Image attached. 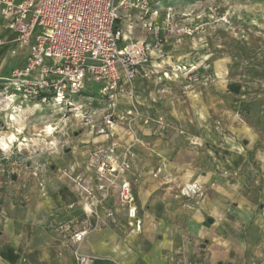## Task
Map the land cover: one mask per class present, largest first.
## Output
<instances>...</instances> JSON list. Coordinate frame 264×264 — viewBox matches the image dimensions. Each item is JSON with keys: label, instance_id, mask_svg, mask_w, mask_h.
I'll list each match as a JSON object with an SVG mask.
<instances>
[{"label": "crops", "instance_id": "1", "mask_svg": "<svg viewBox=\"0 0 264 264\" xmlns=\"http://www.w3.org/2000/svg\"><path fill=\"white\" fill-rule=\"evenodd\" d=\"M175 1L158 0L157 4L165 7ZM162 17L161 10L150 15L156 22ZM118 27L121 44L143 37L135 12L133 21L122 19ZM0 38L2 75L3 70L24 63L26 49L10 53L14 34L1 16ZM173 41L180 38L165 46L166 63L201 62L200 51H180L182 45L175 47ZM174 49L172 56L169 53ZM211 66L217 73L215 81L193 91H183L173 83L136 79V83L154 85L158 93H167L169 116L198 134L203 145L189 146L185 136L169 135V131L156 135L152 121H132L139 139L132 147V174L138 178L133 192L141 229L136 232L127 226L125 208L117 192L111 191L104 208L114 212V220L103 217L105 224L86 234L78 247L88 264H264V70L239 78L229 74L226 65ZM130 85L135 88L120 81V115L123 105L129 107L128 94L138 102ZM161 113L155 111L153 116ZM126 124L120 121L114 129L121 147L130 138ZM82 127L86 134L82 148L48 167L41 165L4 204L0 264H78L67 237L85 217L83 193L61 171L81 173L86 184H94L84 162L88 150L103 142ZM188 183L196 185V193L180 195L179 189ZM66 225L71 230L61 229Z\"/></svg>", "mask_w": 264, "mask_h": 264}, {"label": "built area", "instance_id": "2", "mask_svg": "<svg viewBox=\"0 0 264 264\" xmlns=\"http://www.w3.org/2000/svg\"><path fill=\"white\" fill-rule=\"evenodd\" d=\"M157 1L0 0V16L14 34L10 53L26 49L24 63L0 75V81L11 95L68 113L89 133L103 138L88 150L84 162L86 175L94 184H86L81 173L61 171L83 193L85 217L67 237L78 264L90 262L79 252L83 237L99 230L104 218L114 220V212L104 208L111 191L117 192L118 202L125 208L127 226L136 232L141 229L133 192L138 178L132 174L131 147L139 139L134 136L121 147L114 133L118 122L124 120L129 127L135 117L133 106L122 115L117 112L120 81L130 84L136 79L154 80L193 91L215 79L207 62H165L169 41L192 31L183 23L184 13L180 17L171 4L161 8ZM159 10L163 17L156 22L150 15H157ZM134 12L143 37L121 44L118 22L133 21ZM149 121L154 123L155 134H165L173 127L161 114L144 119V123ZM185 139L196 144L190 136ZM196 191V185L188 183L179 194L189 197ZM71 227L61 229L68 231Z\"/></svg>", "mask_w": 264, "mask_h": 264}, {"label": "rangeland", "instance_id": "3", "mask_svg": "<svg viewBox=\"0 0 264 264\" xmlns=\"http://www.w3.org/2000/svg\"><path fill=\"white\" fill-rule=\"evenodd\" d=\"M172 6L177 15L184 13L180 17L192 31L190 35L181 36L179 42L173 41L175 47L182 45L180 51H200V61L217 64L219 68L226 65L227 72L239 78H245L256 70H264V0H177ZM175 49L174 53L170 51L169 54L175 56ZM8 72L3 70L1 74ZM135 81H132L135 88L131 85L129 88H132L141 105L128 94L129 107L123 105L121 113L133 106V120L140 118L144 123L147 116L152 117L155 111H162L161 114L173 126L169 135L177 133L183 139L190 136L196 144L186 140L187 145H203L198 134L191 133L169 116L166 102L170 96L167 93H158L154 85ZM11 94L10 89L0 81V212L4 204L17 195L24 179L33 177L45 163L48 167L57 158L74 155V151L85 145L83 141L86 139L80 122L68 113ZM152 97L154 102L150 100ZM141 110L145 114H152L142 115ZM47 126L52 129L47 130ZM127 130L130 137L127 143H130L132 137L137 136L132 122ZM181 130L183 135L180 134ZM3 143L6 147H3Z\"/></svg>", "mask_w": 264, "mask_h": 264}, {"label": "bare ground", "instance_id": "4", "mask_svg": "<svg viewBox=\"0 0 264 264\" xmlns=\"http://www.w3.org/2000/svg\"><path fill=\"white\" fill-rule=\"evenodd\" d=\"M52 128L50 127V126H47V130H51ZM3 145V147H6V144H2Z\"/></svg>", "mask_w": 264, "mask_h": 264}]
</instances>
